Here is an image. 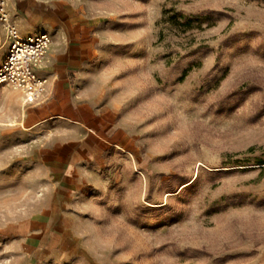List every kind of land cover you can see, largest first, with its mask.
Returning <instances> with one entry per match:
<instances>
[{"label":"rangeland","instance_id":"obj_1","mask_svg":"<svg viewBox=\"0 0 264 264\" xmlns=\"http://www.w3.org/2000/svg\"><path fill=\"white\" fill-rule=\"evenodd\" d=\"M73 1L93 112L47 138L86 171L47 178L0 128V264H264V0Z\"/></svg>","mask_w":264,"mask_h":264},{"label":"crops","instance_id":"obj_2","mask_svg":"<svg viewBox=\"0 0 264 264\" xmlns=\"http://www.w3.org/2000/svg\"><path fill=\"white\" fill-rule=\"evenodd\" d=\"M7 12L21 33H48L51 44L39 69L48 80L46 99L23 110L22 91L0 83V128L20 129L28 137L22 144L30 152L29 161L35 160L41 151L40 162L46 177L70 187L86 171L83 164L75 163L78 147L72 141L56 142L47 137L58 132L65 119H77L79 112H93L86 100H77L73 83L93 53L94 27L73 0H8ZM7 45L8 36L0 21V65ZM39 132L46 137L40 147L32 141ZM92 152L93 148L85 144L86 157Z\"/></svg>","mask_w":264,"mask_h":264},{"label":"built area","instance_id":"obj_3","mask_svg":"<svg viewBox=\"0 0 264 264\" xmlns=\"http://www.w3.org/2000/svg\"><path fill=\"white\" fill-rule=\"evenodd\" d=\"M8 0H0V21L8 36L5 59L0 65V83L22 91L25 103L46 98L48 80L39 69L51 44L48 33H21L7 12Z\"/></svg>","mask_w":264,"mask_h":264}]
</instances>
